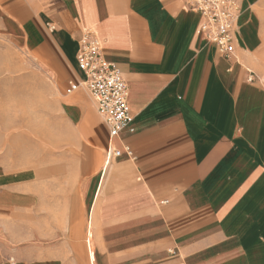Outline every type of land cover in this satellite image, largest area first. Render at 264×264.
I'll return each instance as SVG.
<instances>
[{
	"label": "crops",
	"instance_id": "obj_1",
	"mask_svg": "<svg viewBox=\"0 0 264 264\" xmlns=\"http://www.w3.org/2000/svg\"><path fill=\"white\" fill-rule=\"evenodd\" d=\"M239 1L226 55L181 0H0L74 129L57 217L0 187V264H264V0ZM85 28L126 81L132 130L110 136L88 92H67Z\"/></svg>",
	"mask_w": 264,
	"mask_h": 264
},
{
	"label": "rangeland",
	"instance_id": "obj_2",
	"mask_svg": "<svg viewBox=\"0 0 264 264\" xmlns=\"http://www.w3.org/2000/svg\"><path fill=\"white\" fill-rule=\"evenodd\" d=\"M73 137L53 79L0 22V187L31 192L57 217L73 182Z\"/></svg>",
	"mask_w": 264,
	"mask_h": 264
},
{
	"label": "built area",
	"instance_id": "obj_3",
	"mask_svg": "<svg viewBox=\"0 0 264 264\" xmlns=\"http://www.w3.org/2000/svg\"><path fill=\"white\" fill-rule=\"evenodd\" d=\"M181 1L187 8L199 12L201 23L198 33L216 44L224 54H231L239 27L237 21L241 11L240 1ZM101 49V40L97 34L92 29L85 28L75 55L83 79L77 84H69L67 92L82 86L95 102L97 113L107 126L110 136H115L124 128L132 130V116L127 102L128 87L119 68L103 58ZM126 151L132 156L128 147ZM112 154L119 156L120 151L114 150Z\"/></svg>",
	"mask_w": 264,
	"mask_h": 264
}]
</instances>
